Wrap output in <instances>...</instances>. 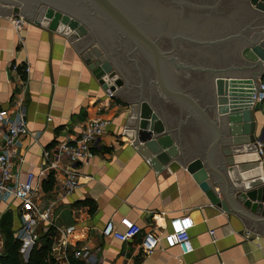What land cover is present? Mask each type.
<instances>
[{
  "label": "water",
  "instance_id": "obj_1",
  "mask_svg": "<svg viewBox=\"0 0 264 264\" xmlns=\"http://www.w3.org/2000/svg\"><path fill=\"white\" fill-rule=\"evenodd\" d=\"M10 12L62 33L102 88L119 87L123 133L155 170L175 158L211 203L264 236V185L245 174L264 0H0Z\"/></svg>",
  "mask_w": 264,
  "mask_h": 264
},
{
  "label": "crops",
  "instance_id": "obj_2",
  "mask_svg": "<svg viewBox=\"0 0 264 264\" xmlns=\"http://www.w3.org/2000/svg\"><path fill=\"white\" fill-rule=\"evenodd\" d=\"M12 13H0V108H11V99L22 94L30 132L20 138V156L11 166L17 177L24 179L27 171H34L35 185L44 198L51 197L59 190L62 174L50 172L43 176L39 172L44 163L42 150L66 134L79 132L89 118L110 119L94 155L78 168L79 185L60 198L52 212L55 223L73 227L65 245L70 262L75 259L72 251L85 245L90 250L88 259L77 258L83 264H264V236L248 230L230 210L211 203L185 165L174 158L155 170L135 149L123 133L129 117L128 101L106 94L72 41L36 22L14 31L9 21ZM12 64L20 69L27 64L29 71L20 75ZM258 81L264 82V72L254 79ZM117 88L108 89L114 93ZM252 114L258 133L256 142L261 143L263 152L258 157L253 152L248 154L245 174L261 186L264 98L253 103ZM49 174L53 183L45 191L42 182ZM4 212L11 213V228L17 229L21 220L19 199L1 201L0 215ZM180 215H189L193 220L189 229L193 250L185 254L175 246H165L163 241L146 254L139 247L140 234L129 241L101 234L108 219L121 228L118 221L122 216L138 223L143 231L163 233L168 230L169 219ZM60 239L62 234L55 233L53 243ZM30 247H23L24 259Z\"/></svg>",
  "mask_w": 264,
  "mask_h": 264
},
{
  "label": "built area",
  "instance_id": "obj_3",
  "mask_svg": "<svg viewBox=\"0 0 264 264\" xmlns=\"http://www.w3.org/2000/svg\"><path fill=\"white\" fill-rule=\"evenodd\" d=\"M9 21L14 31H20L31 23L23 15L12 13ZM20 75L29 71L26 64L21 69L18 64H12ZM25 73V74H24ZM23 87V86H22ZM112 90L106 89V94L111 96ZM264 98V82L258 81L257 92L252 85L250 102L253 104ZM110 119L106 117H93L84 121L77 133L66 134L63 139L42 150L44 163L39 166V172L46 176L48 173H61L62 179L59 190L51 197L44 198L39 188L35 185L34 171H27L24 179L17 177L11 170L13 160L19 158L20 138L30 132L27 126L25 103L21 93L11 99V108H0V202L10 198L20 201L21 224L17 228L16 237L21 240L23 247L31 245L40 231L52 229L55 233L62 234V239L52 242L49 255L52 264H71L65 253L66 237L72 233V225L63 226L54 222L52 212L57 201L70 195L79 185V166L85 164L94 155V148L99 138L104 134ZM263 152L261 143L256 142L253 153L257 157ZM262 178L264 175L261 176ZM121 228L115 225L113 219L105 221L101 234L111 236L121 241H129L136 234H140V250L151 253L160 241L167 247H177L181 254L193 250L189 229L193 220L189 215L174 216L168 221V230L163 233L151 229L142 230L140 225L127 216L119 218ZM214 235L212 229L209 230ZM54 239V236H53ZM57 243V244H56ZM90 250L81 246L72 251L74 258L88 259Z\"/></svg>",
  "mask_w": 264,
  "mask_h": 264
},
{
  "label": "trees",
  "instance_id": "obj_4",
  "mask_svg": "<svg viewBox=\"0 0 264 264\" xmlns=\"http://www.w3.org/2000/svg\"><path fill=\"white\" fill-rule=\"evenodd\" d=\"M53 178L49 174L42 182L43 190H49ZM12 219L10 212H4L0 216V231L4 233L2 249L0 251V264H52V257L49 255L54 231L48 229L40 231L36 240L31 244L26 259L20 252L21 240L16 237L11 228ZM72 264H83L82 260L71 259Z\"/></svg>",
  "mask_w": 264,
  "mask_h": 264
},
{
  "label": "rangeland",
  "instance_id": "obj_5",
  "mask_svg": "<svg viewBox=\"0 0 264 264\" xmlns=\"http://www.w3.org/2000/svg\"><path fill=\"white\" fill-rule=\"evenodd\" d=\"M26 18V17H25ZM26 19H28V18H26ZM29 21H31V22H34L33 21V19H28ZM1 216V215H0ZM18 222L21 224V220H18ZM17 225V221H16V224H15V226ZM19 225V224H18ZM17 227V226H16ZM16 227H14L13 228V232H14V234L16 235V231H17V229H16ZM16 229V230H15ZM3 240H4V233L2 232V231H0V245H1V249H2V245H3ZM20 252H21V255L23 254V252H24V248H23V245L21 244V246H20ZM23 256V255H22Z\"/></svg>",
  "mask_w": 264,
  "mask_h": 264
}]
</instances>
